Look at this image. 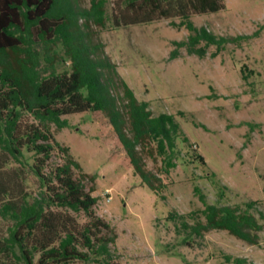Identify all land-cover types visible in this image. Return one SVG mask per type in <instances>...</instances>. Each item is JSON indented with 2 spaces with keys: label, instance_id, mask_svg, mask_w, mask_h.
<instances>
[{
  "label": "rangeland",
  "instance_id": "374dc122",
  "mask_svg": "<svg viewBox=\"0 0 264 264\" xmlns=\"http://www.w3.org/2000/svg\"><path fill=\"white\" fill-rule=\"evenodd\" d=\"M91 1L71 3L81 10L89 9ZM116 1L107 0L106 26L84 20L80 24L91 42L102 45L138 100L149 102L154 116L174 115L189 140L180 139L177 166L168 175L161 158L146 157L147 168L165 184L155 193L135 175L102 112L64 116L68 127L61 130L52 125L56 140L81 165L76 178L98 198L96 214L117 233L118 263L233 264L226 260L231 257L264 264V229L259 244L250 245L227 231L189 237L190 230L181 227L180 220L169 219L176 211L195 213L187 219L191 225L204 221L205 206L195 192L198 187L209 204L245 209L255 202L251 213L264 225V0H224L223 11L194 15L197 27L217 37H250L226 44L219 53L210 46L203 58L176 45L190 35L186 28L172 26V21L180 22L178 18L115 27ZM204 46L205 42L200 45ZM174 51L177 58L172 56ZM69 67V63L58 64L59 70ZM33 162L29 154L25 164L10 162L1 172V181L15 195L33 199L40 193ZM61 162V154L55 151L49 167ZM106 190L111 191V200ZM78 218L81 223L87 220L83 215ZM11 224L0 216V239L8 235ZM0 263L21 264L1 253Z\"/></svg>",
  "mask_w": 264,
  "mask_h": 264
},
{
  "label": "trees",
  "instance_id": "16d2710c",
  "mask_svg": "<svg viewBox=\"0 0 264 264\" xmlns=\"http://www.w3.org/2000/svg\"><path fill=\"white\" fill-rule=\"evenodd\" d=\"M106 4L107 0H92L89 9L78 10L71 0H0V174L10 162L23 165L32 154L31 170L40 184V193L30 199L15 195L0 179V216L12 223L0 239V253L21 264H119L116 231L96 214L98 198L75 176L80 163L52 132V125L59 130L68 127L64 116L102 112L135 175L155 193L165 184L147 168L146 157L161 158L168 175L177 166L180 139L189 142L175 116H154L149 102L138 100L102 45L90 41L80 21L106 26ZM115 9V27L180 19L172 26L186 28L190 35L176 45L202 58L210 46L219 53L228 43L250 38L217 37L195 25L194 15L219 13L225 9L224 0H117ZM177 55L172 53L173 58ZM59 63L70 67L59 70ZM55 151L62 162L49 167ZM195 192L205 206L204 221L191 225L187 219L195 213L169 214L170 220H180L181 227L190 230L189 237L219 230L259 244L264 225L251 213L255 202L245 209L215 205L207 203L198 187ZM79 215L86 222L81 223ZM226 260L248 264L244 258Z\"/></svg>",
  "mask_w": 264,
  "mask_h": 264
},
{
  "label": "built area",
  "instance_id": "2783aa9c",
  "mask_svg": "<svg viewBox=\"0 0 264 264\" xmlns=\"http://www.w3.org/2000/svg\"><path fill=\"white\" fill-rule=\"evenodd\" d=\"M105 195L109 197V200H111L112 198L111 196V191L110 190H106Z\"/></svg>",
  "mask_w": 264,
  "mask_h": 264
}]
</instances>
